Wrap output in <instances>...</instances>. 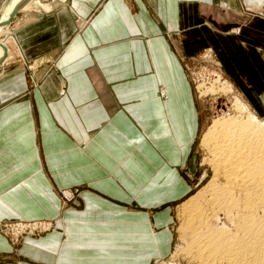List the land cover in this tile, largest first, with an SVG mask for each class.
<instances>
[{"label":"crops","instance_id":"obj_1","mask_svg":"<svg viewBox=\"0 0 264 264\" xmlns=\"http://www.w3.org/2000/svg\"><path fill=\"white\" fill-rule=\"evenodd\" d=\"M3 36L0 264L167 256L205 127L191 64L212 53L264 117V0H30ZM14 218L58 230L15 249L1 231Z\"/></svg>","mask_w":264,"mask_h":264},{"label":"bare ground","instance_id":"obj_2","mask_svg":"<svg viewBox=\"0 0 264 264\" xmlns=\"http://www.w3.org/2000/svg\"><path fill=\"white\" fill-rule=\"evenodd\" d=\"M29 1L9 11L10 0L2 23ZM236 107L239 115L213 118L202 136L213 173L181 204L185 249L194 264H264V121L239 99Z\"/></svg>","mask_w":264,"mask_h":264},{"label":"rangeland","instance_id":"obj_3","mask_svg":"<svg viewBox=\"0 0 264 264\" xmlns=\"http://www.w3.org/2000/svg\"><path fill=\"white\" fill-rule=\"evenodd\" d=\"M9 1L10 0H1L0 19ZM2 37H4L3 28L0 32V39ZM5 41L6 39L0 40V46L4 45ZM0 49L2 50L1 47ZM206 55H207L206 57L208 58L202 56L201 60L197 61L196 64H191L192 66L191 80L193 82L194 89L198 95L199 103L201 104L203 121H205V127L200 131L199 136L194 144L191 159L189 160L187 167H185L184 169L185 175L188 177V179L191 180V183L193 185V190L182 201H180L179 203H175L173 205L174 219L171 229L174 238L172 243V250L170 252L171 254L169 253L170 255L168 254L167 256L164 257H156V258L153 257L150 260L149 264H191L192 263L185 249L186 240L184 239L183 230H182L183 217L181 214L182 213L181 204L189 196H192L199 189H202L203 186H205L208 183V181L212 176L213 171L208 165L207 163L208 161L206 160L207 159L206 157H208L207 155L208 153L201 142L203 141L202 136H204L206 129L212 123L213 118L220 116L221 117L226 116V118H228L230 117V115H233L231 117H236L237 115H239L240 112L236 109L237 108L236 102L239 99L251 112H253L255 115L258 116V118L264 121V117L260 116L259 113L254 110V108L243 97V95H241L238 92V90L235 88L233 83L229 79H227L223 74V72L218 68L216 62L214 61V58L212 57L213 54L207 51ZM26 66L28 69H30L31 67V65L27 63ZM220 86L224 88L219 90ZM204 89L207 90L206 94L203 92ZM212 89L214 90V92ZM164 95L165 94L162 91L161 96ZM263 98H264V93H263ZM235 109L237 110V113ZM203 148L205 149L206 154L204 153ZM203 160H205L206 163ZM80 192H81L80 187H72L69 189H62L60 191V195L64 203L70 204L76 202ZM57 226H58L57 223L51 219L26 220V219L14 218V219H4L2 221L1 231L4 234V236L7 238L9 243L15 249H20L21 245L24 243L27 237H40L41 235H44L49 231L58 230ZM59 231L61 230L59 229ZM179 253L180 254L182 253L181 254L182 256L181 255L179 256ZM11 257H14L15 260L19 258L17 255Z\"/></svg>","mask_w":264,"mask_h":264},{"label":"water","instance_id":"obj_4","mask_svg":"<svg viewBox=\"0 0 264 264\" xmlns=\"http://www.w3.org/2000/svg\"><path fill=\"white\" fill-rule=\"evenodd\" d=\"M23 5H18L11 13L9 19L7 21H5L4 23H0V26H6L10 23L11 19L14 17V15L22 8ZM2 26V27H3Z\"/></svg>","mask_w":264,"mask_h":264}]
</instances>
